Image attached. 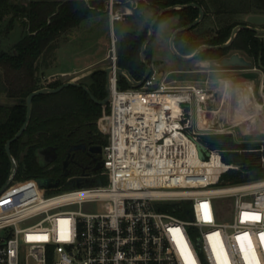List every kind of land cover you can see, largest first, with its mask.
Listing matches in <instances>:
<instances>
[{
    "label": "built area",
    "instance_id": "1",
    "mask_svg": "<svg viewBox=\"0 0 264 264\" xmlns=\"http://www.w3.org/2000/svg\"><path fill=\"white\" fill-rule=\"evenodd\" d=\"M138 4L104 2L110 24L104 69L110 70L109 112L99 119L107 136L102 168L81 177V185L77 178L55 193H47L49 188L37 179L14 181L13 176L0 194V264H184L169 231L177 228L195 264H217L213 244L218 250L222 246L227 264H245L237 240L245 233L264 264V177L211 187L224 173L240 168L224 160L227 149L201 138L223 133L219 120L207 116L215 111L211 103L219 101L213 81L207 77L180 84L152 66L140 86L118 84L115 23L133 14ZM263 89L262 79L264 97ZM198 143L208 152L205 158ZM249 150L261 153L264 142ZM205 203L209 221L202 215ZM246 212L260 219L242 222ZM62 227L70 229V239L60 238Z\"/></svg>",
    "mask_w": 264,
    "mask_h": 264
},
{
    "label": "trees",
    "instance_id": "2",
    "mask_svg": "<svg viewBox=\"0 0 264 264\" xmlns=\"http://www.w3.org/2000/svg\"><path fill=\"white\" fill-rule=\"evenodd\" d=\"M104 2L105 0H27L16 3L12 0H0V34L12 32L16 25L21 29V34L9 49L0 48V99H4L0 102V187L6 182L11 170V160L5 144L25 121L27 95L43 86L56 87L63 82L61 79H54L46 85L42 84L39 75L41 62L56 51L72 28L102 11ZM189 2L199 4L204 9V17L189 30L176 35L175 46L182 54H190L202 44L224 43L234 26L246 23L244 18L247 14H264V0H139L138 7L128 18L134 19L137 16L142 19V15L138 16L142 7L152 9L154 17L163 7ZM198 14L199 9L193 6L165 12L155 24L154 33L157 24L170 15L178 18L175 29L190 23ZM211 17L214 20L212 27L193 34L194 30L202 28ZM152 18L139 30L129 29L123 32L118 41V66L129 71L137 80L145 72L141 49ZM152 39L145 51L149 63L152 58ZM231 50L243 52L264 73L263 34L251 28L240 29L229 46L205 49L196 59L216 60ZM79 82L85 84L97 99H103L107 94L104 68L93 70ZM118 84L121 88L129 86L122 75L118 78ZM108 112V105L96 103L80 86L70 85L54 93L34 96L31 116L24 131L28 135V141L23 143L17 139L10 146L11 154L17 162L13 180L26 181L50 175V171L39 160V149L54 146L59 153L64 152L77 128H82L88 120L97 121ZM218 141L221 148L239 150L236 153L224 152L223 158L227 160L232 155L236 157L235 162L240 164L239 169L224 173L220 181L230 180L234 184L245 181L250 176L264 177V162L260 161V155L264 157V150L261 153L249 150L258 144L239 143L231 133H223Z\"/></svg>",
    "mask_w": 264,
    "mask_h": 264
},
{
    "label": "rangeland",
    "instance_id": "3",
    "mask_svg": "<svg viewBox=\"0 0 264 264\" xmlns=\"http://www.w3.org/2000/svg\"><path fill=\"white\" fill-rule=\"evenodd\" d=\"M16 3L27 2V0H12ZM105 8V5H104ZM103 8L97 14L84 19L78 26L72 28L61 42L58 51L59 57L57 61H53L52 55L48 56L41 62L40 79L42 84H48L54 79H61L62 81L74 80L73 75H52V72H60L63 70H70L74 67H81L82 64H88L100 59L102 56L107 57L109 38H110V24L108 15ZM123 9V6H118ZM141 13L143 18L139 19L128 18V16L115 23V33L118 39L121 37V28L119 22L125 25L124 30L135 29L139 30L143 25L153 17L152 9L142 7ZM178 18L176 15H170L167 19L160 21L156 28L154 37L151 41L152 49V66L161 74L169 72V78H176L178 83L186 84L197 82L205 78L214 81L213 88H217L216 99L217 103H211L210 109L207 113L208 118H217L220 127L223 128V133H231L235 141L239 143H253L259 144L264 142V121L260 124L259 119L264 115L263 112L258 114L262 106L260 103L264 102V97L260 94L259 83L264 77L261 69L252 64V70H246V67H221L215 64L213 59H193L183 60L177 57L171 50L169 45L170 36L177 25ZM151 22V21H150ZM214 24L213 18H209L202 28L193 31V34H199ZM119 29V32H118ZM21 34L19 25L12 32L0 34V48L9 49L14 41ZM264 38V35H263ZM103 52L100 53V50ZM231 50L227 55L235 52ZM241 54L243 52L237 50ZM100 54V55H99ZM245 55V54H244ZM96 56V57H95ZM246 56V55H245ZM105 57L102 61H97L90 66L91 72L97 68L104 67L108 64V59ZM202 61V64H196L197 61ZM90 72V73H91ZM208 74V75H207ZM246 76L254 80L253 93L256 97V102L253 99L252 89L246 85ZM252 95L253 102H250L248 96ZM224 98L221 102L220 99ZM4 101V99H0ZM108 105V104H106ZM226 105V106H225ZM237 110V113L235 109ZM256 107V108H255ZM106 114V113H105ZM247 115V120H243V116ZM260 124V125H259ZM225 160V159H224ZM235 162L236 157L232 155L227 159ZM106 178H104L105 180ZM232 184V181L225 180L211 185V187H219ZM70 185H60L50 187L47 193H55L70 188ZM84 210L91 209L84 205Z\"/></svg>",
    "mask_w": 264,
    "mask_h": 264
},
{
    "label": "water",
    "instance_id": "4",
    "mask_svg": "<svg viewBox=\"0 0 264 264\" xmlns=\"http://www.w3.org/2000/svg\"><path fill=\"white\" fill-rule=\"evenodd\" d=\"M187 6H193V7H197L199 9V14L198 16L191 21L190 23L183 25V26H179L177 28H175L170 36L169 39V45L170 48L172 50V52L179 57L180 59L183 60H193L196 59L197 56L200 54V52H202L205 49H211V48H221V47H227L231 44V42L233 41V39L235 38L236 34L238 33V31L242 28H251L254 31H256L259 34H263L264 35V14H260V13H249L245 16L244 20L246 23H241V24H237L236 26L233 27L230 37L228 38L227 41H225L224 43L221 44H217V45H208V44H202L200 45L195 51H193L190 54H182L180 53L176 46H175V38L176 35L182 31H186L189 30L190 28H192L194 25H196L198 22H200L203 17H204V9L197 4L196 2H189L186 4H175V5H170V6H166L163 7L162 9H160L155 16L152 18L150 25H149V29H148V34L146 39L143 42L142 45V49H141V59L145 64V72L143 77L140 80H135V78L131 75V73L129 71H127L126 69H123L121 67L117 68V71L120 75L122 76H128V84L132 87H138L142 84L144 78H146L149 73L152 71V65L151 63H149L147 57H146V46L147 44L150 42V40L153 38L154 36V27L155 24L157 23V21L159 20V18L165 13V12H169V11H174L176 9H180V8H184ZM196 64H202V61H197ZM215 64H217L218 66L221 67H235V66H240V67H251L252 66V60L248 59L244 54H241L238 51H235L229 55H225L219 59L215 60ZM259 66L262 68L261 63H259ZM110 67H106L105 68V73H106V96L103 99H97L89 90V88L85 85L80 83L79 81H74V80H66L63 81L60 85L56 86V87H49V86H43L41 88H38L36 90L31 91L27 97H26V107H27V112H26V118L25 121L23 123V125L20 127V129L17 131V133L12 136L11 138H9L6 141L5 144V150L7 152L8 157L11 160V170L9 173V176L6 180V182L0 187V194L9 186L15 172H16V168H17V162L14 158V156L11 154V150H10V146L11 143L15 140H17L22 133L24 132V130L27 127L28 121L30 119L31 116V109H32V100L34 98V96L38 95V94H42V93H54L57 92L59 90H61L64 87L70 86V85H75V86H80L82 87L84 90L87 91V93H89L90 97L97 103L99 104H107L108 100H109V80H108V73H109ZM1 102V101H0ZM223 135V133H213V134H201V138L204 139L205 143H210V144H215L218 145L219 141L218 138H220ZM23 141L27 140V135H24V137L22 138ZM198 149H199V155L202 158H205V156L208 154V152L206 151V148L204 146L203 143H198L197 144ZM227 153H236L239 152V150H227ZM43 154L46 153H52L55 154V148L54 147H47L44 148L42 150ZM39 154V152H38ZM103 166V163L97 167L101 168ZM86 182H90L89 179L85 180ZM37 183L39 186L41 187H45V188H50L52 186H54L56 183H51L49 182L48 179H44V178H39L37 179ZM98 184L102 183L101 179H98L97 181ZM72 184H74V181L72 182ZM78 185L82 184V181L80 180V178L77 179V183Z\"/></svg>",
    "mask_w": 264,
    "mask_h": 264
},
{
    "label": "flooded vegetation",
    "instance_id": "5",
    "mask_svg": "<svg viewBox=\"0 0 264 264\" xmlns=\"http://www.w3.org/2000/svg\"><path fill=\"white\" fill-rule=\"evenodd\" d=\"M24 135L27 134L23 132L18 139L26 143L28 135L27 140L23 141ZM106 140V134L99 127V119L97 121L88 120L82 128H77L73 133V137L64 152L59 153L56 147L49 146L55 148V154H43L42 150L47 146L42 147L38 151V157L50 171V175L43 178L48 179L51 183H56L52 187L65 186L72 185V182L76 181L77 178L89 175L96 170L99 171L102 167L96 168L103 163V147Z\"/></svg>",
    "mask_w": 264,
    "mask_h": 264
},
{
    "label": "snow or ice",
    "instance_id": "6",
    "mask_svg": "<svg viewBox=\"0 0 264 264\" xmlns=\"http://www.w3.org/2000/svg\"><path fill=\"white\" fill-rule=\"evenodd\" d=\"M202 215L205 221L210 220V213L208 212L207 205H201ZM242 222L245 220H258L260 219L258 214L255 213H242ZM63 224H67V222H62ZM170 233L172 234L173 241L176 244L178 251H180L181 256L184 260V264H195V259L191 254V250L188 247L187 241L184 238L183 233L180 229H170ZM218 237L219 234H214ZM60 238L64 240L70 239V229L67 227H62L60 230ZM29 239H46V237L42 236H30ZM260 239L262 244H264V234L260 235ZM211 240V237H210ZM238 243L240 244L241 253L243 255L245 264H259V260L256 257L255 249L252 245L250 236L245 233L242 236L237 237ZM213 253L216 255L217 264H227L226 256H223L222 246L218 250L216 245L213 244ZM223 256V258H222Z\"/></svg>",
    "mask_w": 264,
    "mask_h": 264
},
{
    "label": "crops",
    "instance_id": "7",
    "mask_svg": "<svg viewBox=\"0 0 264 264\" xmlns=\"http://www.w3.org/2000/svg\"><path fill=\"white\" fill-rule=\"evenodd\" d=\"M118 22V21H117ZM119 28H121L120 30H121V34L123 33V32H125V31H127L126 29L124 30V27H125V25H123L122 23H120L119 22ZM118 32H119V29H118ZM61 46V45H60ZM60 46L56 49V51L52 54V58H53V61L55 62V61H57L58 60V57H59V53H58V51H59V49H60ZM101 52H103V49H101L100 50V53ZM100 55V54H99ZM96 57V56H95ZM105 54H104V56H102L100 59H98V60H95V61H92V62H87L88 64H82L83 66H81V67H74V68H72V69H70V70H63V71H60L59 73L58 72H52L51 74L52 75H73L72 77H74V79H80L81 77H85V76H88L89 74H90V72H91V69H90V66H92L94 63H96L97 61H102V60H104L105 59ZM151 65H152V63H151ZM105 67V66H104ZM104 67H101V68H104ZM247 68V67H246ZM253 68H251V67H248L246 70H252ZM208 75V74H207ZM263 79V78H262ZM262 79H261V81H260V83H259V90H260V94H261V83H262ZM198 82V81H197ZM214 82V81H213ZM192 83H196V81L195 82H192ZM246 85L248 86V88H251L252 89V94H253V99L256 101V102H258L257 101V99H256V97L254 96V93H253V88H254V80L252 79V78H250L249 76H246ZM250 94V93H249ZM262 95V94H261ZM250 96H251V101L250 102H253L254 104H255V101H253V99H252V95L250 94ZM264 103V102H263ZM260 104H262V103H260ZM262 106V105H261ZM256 108V107H255ZM235 110H237V109H235ZM263 106H262V109H261V111L258 113V114H261L263 111ZM237 113V112H236ZM262 116V118H260L259 119V122H260V124L264 121V115H261ZM248 116L247 115H245V116H243V120H247V119H250V118H247ZM259 124V125H260Z\"/></svg>",
    "mask_w": 264,
    "mask_h": 264
},
{
    "label": "bare ground",
    "instance_id": "8",
    "mask_svg": "<svg viewBox=\"0 0 264 264\" xmlns=\"http://www.w3.org/2000/svg\"><path fill=\"white\" fill-rule=\"evenodd\" d=\"M248 98H249V100L251 101V96H250V94H249V96H248ZM226 106V105H225ZM239 109V107L237 108V110ZM237 110H235L236 112H237ZM209 171H210V168H209Z\"/></svg>",
    "mask_w": 264,
    "mask_h": 264
}]
</instances>
